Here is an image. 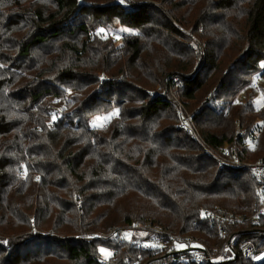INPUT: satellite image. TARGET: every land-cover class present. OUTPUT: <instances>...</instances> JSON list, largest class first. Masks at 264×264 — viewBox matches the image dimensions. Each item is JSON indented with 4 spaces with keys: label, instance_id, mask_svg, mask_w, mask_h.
Wrapping results in <instances>:
<instances>
[{
    "label": "trees",
    "instance_id": "16d2710c",
    "mask_svg": "<svg viewBox=\"0 0 264 264\" xmlns=\"http://www.w3.org/2000/svg\"><path fill=\"white\" fill-rule=\"evenodd\" d=\"M128 2L0 0V264H156L206 254L225 239L200 220L201 209L256 206L248 169H218L179 127L168 92L196 101L192 110L185 104L210 145L236 139L244 158L263 157L264 105L253 106V91L237 97L264 62V0ZM120 28L128 32L116 42ZM193 32L204 53L189 44ZM62 98L77 106L51 120ZM115 109L105 127H91L93 115ZM145 220L199 236L203 248L161 257L139 250L127 226ZM254 228L263 223L230 227L242 238ZM185 264L253 263L239 253Z\"/></svg>",
    "mask_w": 264,
    "mask_h": 264
},
{
    "label": "built area",
    "instance_id": "2783aa9c",
    "mask_svg": "<svg viewBox=\"0 0 264 264\" xmlns=\"http://www.w3.org/2000/svg\"><path fill=\"white\" fill-rule=\"evenodd\" d=\"M120 3V2H119ZM123 9H129L130 4L126 0L120 3ZM201 32V28L198 29ZM197 33H190V44L198 48L200 53H204L203 43ZM264 65V62L263 64ZM264 67H260V71L256 72L255 80L252 79L249 89L259 90L258 79L264 74L261 72ZM177 79H174V82ZM176 83V82H175ZM181 86V83H176ZM171 89V88H170ZM213 92V91H212ZM211 92V93H212ZM210 96V95H208ZM175 114L179 117V127L193 140L202 145L203 154L207 157L216 160L218 169H240L247 168L250 176L255 182V204L256 206L249 212H231L226 208L215 205L211 209L203 208L199 212V218L209 228H216L218 236L225 239L221 248L216 245L212 247L211 251L206 254L192 250L190 256L188 254H180L172 257L169 261L161 260L156 264H185L189 259H194L198 262H220L233 260L241 253L253 264H262L264 262V230L259 228L249 229L248 237H241V233L236 230H231L233 225H242L246 222L253 224L263 223L264 228V156L254 160L244 158V154L240 149L237 140L230 143H225L219 146H212L202 137L195 121L194 113L188 112L184 106L183 101L177 96H174ZM238 135L242 132L237 128ZM242 197V196H240ZM220 223H225L223 227ZM134 234H138L140 238L136 239V247L142 251H149L154 253V256H163L165 254L177 253L180 249L188 248H203L202 240L199 236L192 234H181L172 230L169 227H163L158 224L152 223L150 220L141 222H134L127 226ZM114 230L104 232L102 230L94 231L91 233H81L80 238H105ZM136 232V233H135ZM140 233V234H139ZM126 259V258H125ZM135 260L131 264H136Z\"/></svg>",
    "mask_w": 264,
    "mask_h": 264
},
{
    "label": "rangeland",
    "instance_id": "374dc122",
    "mask_svg": "<svg viewBox=\"0 0 264 264\" xmlns=\"http://www.w3.org/2000/svg\"><path fill=\"white\" fill-rule=\"evenodd\" d=\"M127 2L129 1V0H126ZM134 1V0H133ZM174 24L176 25V26H178V24L179 25H181L179 22H174ZM182 26V28H186L185 26H183V25H181ZM118 32V34H116L115 35V37L117 38L116 39V42H118V40H119V38H120V35H122V34H124V33H126V32H128L126 29H124V28H120V29H118L117 30ZM193 33H195V32H193ZM120 34V35H119ZM197 36H199V35H197ZM200 38V37H199ZM190 44V43H189ZM256 75H254V77H255ZM253 80H255L254 78H253ZM176 83H180L179 82V80L177 79L176 81H175ZM177 85V84H176ZM258 86H259V90H252V89H247V90H245V92H242L238 97H237V100H244V99H248V97L250 98V91H253L254 93H253V95L251 96V102H252V104H253V106L256 108V109H258V108H260L261 106H263L264 105V79H262V77L260 78V79H258ZM155 91H157V90H159V86H155V89H154ZM175 90V88H172V89H169V92H168V95H169V97L170 98H172L173 100H174V96L175 95H177L176 94V92L174 91ZM75 93L74 92H72V91H68V94H67V96L68 97H71L72 95H74ZM209 95V94H208ZM206 96L207 97V99H208V101H207V103L209 104V105H216V104H218V106H219V102L217 101V100H215V99H212V97H210V96ZM178 96V95H177ZM65 98H62V99H60V100H57V102L54 104V106H53V109H52V111H51V114H50V119L51 120H53V116H55L56 117V119L61 115V113L63 112V111H65V112H70L72 109H74L76 106H77V101H71L70 103H66L65 104ZM185 102L187 103L188 102V108L189 109H193V107H194V103L196 102H194L193 100H185ZM185 102H184V106H185V108H186V110L188 111V112H192V111H189L188 110V108H187V106H186V104H185ZM218 102V103H217ZM189 104H190V106H189ZM175 109V108H174ZM113 111H116V109L115 110H113ZM113 111H111V112H113ZM111 112H108V113H106V114H95V115H93L91 118H90V125H91V127H93V125H92V121L94 120V118L96 117V116H101V117H103V116H106V115H108L109 113H111ZM109 122V121H108ZM108 122L106 123V125L108 124ZM105 125V126H106ZM104 126V127H105ZM93 128H101V127H93ZM103 128V127H102ZM247 145L248 146H251V145H253L251 142H248L247 143ZM106 250H102V252H101V254H103V255H105L106 256V252H105Z\"/></svg>",
    "mask_w": 264,
    "mask_h": 264
},
{
    "label": "snow or ice",
    "instance_id": "6c2138e0",
    "mask_svg": "<svg viewBox=\"0 0 264 264\" xmlns=\"http://www.w3.org/2000/svg\"><path fill=\"white\" fill-rule=\"evenodd\" d=\"M119 2H120V3H124V0H119ZM100 31L103 32L104 30L101 29ZM262 67H264V65H262ZM101 79H103V77H101ZM118 112H119V110H116V111H113V112L109 113V114L106 115V116H103V117H101V116H96V117L94 118V120L92 121V125H93V127H101V128L104 127V126L106 125V123H107L112 117L118 115ZM55 119H56V117L53 116V120H55Z\"/></svg>",
    "mask_w": 264,
    "mask_h": 264
}]
</instances>
